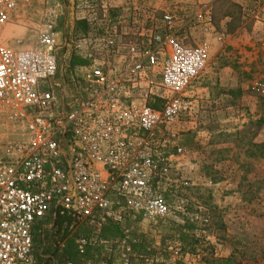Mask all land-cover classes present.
Returning <instances> with one entry per match:
<instances>
[{
	"label": "built area",
	"instance_id": "obj_1",
	"mask_svg": "<svg viewBox=\"0 0 264 264\" xmlns=\"http://www.w3.org/2000/svg\"><path fill=\"white\" fill-rule=\"evenodd\" d=\"M40 1L0 0V112L15 127L14 138L0 144V264H37L39 243L61 255L68 239L79 259L64 264H114L96 263L87 257L90 249L132 264L128 223L195 220L164 192L179 182L172 175L183 153L177 128L192 114L191 90L208 67L210 47L136 28L144 41L126 45L123 66L115 69L117 41L107 28L92 48L97 64L68 73L64 83L72 89L65 97L52 24L29 49L4 39L15 12ZM164 21L170 29L172 19ZM110 225L122 235L106 241L101 235Z\"/></svg>",
	"mask_w": 264,
	"mask_h": 264
},
{
	"label": "rangeland",
	"instance_id": "obj_2",
	"mask_svg": "<svg viewBox=\"0 0 264 264\" xmlns=\"http://www.w3.org/2000/svg\"><path fill=\"white\" fill-rule=\"evenodd\" d=\"M145 1L152 4H139L133 15L127 12L123 17L124 8L118 12L107 0H43L21 6L4 39L13 48L29 49L41 29L52 24L57 34V81L66 86L65 97L72 89L64 83L68 73L97 64L99 53L92 48L95 40L106 36L107 28L108 36L117 41L118 59L127 54L126 45L144 41L136 28L149 35L171 33L190 47L207 43L210 59L191 90L192 114L183 116L177 128L183 153L174 161L172 175L179 182L164 192L170 203H180L195 220L177 216L146 223L136 219L126 228L133 246L152 247L160 263L264 264V148L259 147L264 144V0H233L242 7L244 21L233 35L215 27L231 0L217 7V0ZM167 16L172 19L170 29L164 21ZM123 63L116 61L115 69ZM259 122L263 125L254 136L257 131L252 125ZM14 129L11 116L1 111L0 144L14 138ZM42 255L56 257L39 243L37 264H49ZM90 259L121 264L117 253L105 250L93 251ZM132 264H140L135 253Z\"/></svg>",
	"mask_w": 264,
	"mask_h": 264
},
{
	"label": "trees",
	"instance_id": "obj_3",
	"mask_svg": "<svg viewBox=\"0 0 264 264\" xmlns=\"http://www.w3.org/2000/svg\"><path fill=\"white\" fill-rule=\"evenodd\" d=\"M223 2H225V0L224 1L217 0L214 3V7H217V5ZM227 4H229L228 10L218 19L216 24H215L216 22L215 13L212 12L211 18H212V22H214L215 27L220 31V33H223L225 35H233L236 32H238L244 24L243 9L240 5L235 3V1L233 0L229 1V3L227 2ZM262 125H263L262 122H259L256 125H252L257 131L256 133H254V136L258 135V133L261 130ZM259 147L263 149L264 144L260 145ZM62 223L63 221L58 222L59 225H61ZM85 233L88 235L90 234V231L87 230L85 231ZM121 235H122L121 228L116 227L114 225H110V226L105 227L101 236H102V239L106 241H111V240L117 239ZM67 236H68V233L67 234L64 233L63 238H66ZM93 251H99V249H96V250L90 249L87 255L88 258H90V255ZM133 251L136 255V260L140 264H165V263H160L157 260L156 251L152 247L144 243H139L137 245H134ZM56 257H57V260H59V262L62 264H64L66 260L68 259L74 260V261L77 260L79 258V255L76 253L74 249V240L68 239V241L66 242V246L63 250V253L61 255L56 254ZM163 260L167 261L168 257L165 256ZM174 264H182V263L180 261H177Z\"/></svg>",
	"mask_w": 264,
	"mask_h": 264
},
{
	"label": "crops",
	"instance_id": "obj_4",
	"mask_svg": "<svg viewBox=\"0 0 264 264\" xmlns=\"http://www.w3.org/2000/svg\"><path fill=\"white\" fill-rule=\"evenodd\" d=\"M107 2L109 4L110 8H116V9H118V12H121L119 10L120 8H124L126 13H125V16H123V17H127V14H129L127 12H130L131 15H133L135 13V10L140 9V6L142 5V3L145 5L152 4V1L147 2L145 0H107ZM139 4H140V6H139ZM123 17H121L120 20H122ZM118 24L121 25L122 23L119 21ZM123 25L127 26L126 21ZM119 59L117 58L115 60V62L116 61L120 62L121 59L120 60Z\"/></svg>",
	"mask_w": 264,
	"mask_h": 264
}]
</instances>
